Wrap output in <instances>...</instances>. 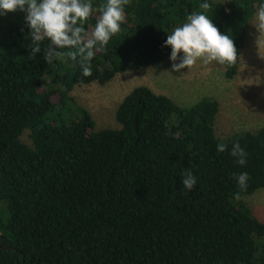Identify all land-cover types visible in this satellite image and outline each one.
Returning a JSON list of instances; mask_svg holds the SVG:
<instances>
[{"label":"trees","instance_id":"obj_1","mask_svg":"<svg viewBox=\"0 0 264 264\" xmlns=\"http://www.w3.org/2000/svg\"><path fill=\"white\" fill-rule=\"evenodd\" d=\"M204 2L238 50L223 67L234 79L264 0H130L90 77L78 60L29 58L25 14L0 16V264H264V222L241 201L264 190V127L220 137L214 100L180 107L140 85L116 111L120 128L97 129L71 97L169 60L167 35ZM234 142L247 152L243 167L230 155ZM185 170L197 178L192 191ZM242 172L246 191L234 179Z\"/></svg>","mask_w":264,"mask_h":264},{"label":"clouds","instance_id":"obj_2","mask_svg":"<svg viewBox=\"0 0 264 264\" xmlns=\"http://www.w3.org/2000/svg\"><path fill=\"white\" fill-rule=\"evenodd\" d=\"M129 4L130 0H106L94 9L91 0H0V16L17 11L25 14L31 41L27 46L29 58L35 59L37 54L43 52L42 58L48 64L53 61L66 62V59L78 60L82 75L90 77L91 61L96 51L106 49L112 37L120 33L121 25L125 22V6ZM199 8L202 11L189 14L186 22L167 35L163 46L171 48L172 72L180 73L188 69L190 73L198 63L232 67L238 61V50L231 36L222 34L207 15L211 5L204 2ZM94 11H98L99 15L89 32L84 25ZM252 25L259 33L256 41L258 48L264 47V3L259 5ZM46 40L51 43L47 48H42ZM227 148L226 143L217 145L220 153ZM230 155L237 165H246L247 152L239 142L233 143ZM234 179L241 191L247 190L250 179L247 172L234 174ZM181 183L184 189L192 191L197 178L191 171L185 170ZM239 198V193H236L235 199Z\"/></svg>","mask_w":264,"mask_h":264},{"label":"rangeland","instance_id":"obj_3","mask_svg":"<svg viewBox=\"0 0 264 264\" xmlns=\"http://www.w3.org/2000/svg\"><path fill=\"white\" fill-rule=\"evenodd\" d=\"M258 37L253 28L240 74L234 79H228L223 67L215 64L198 63L190 73L188 69L172 72L169 59L156 66L118 74L105 85L77 87L71 97L76 105L88 110L97 129H119L116 111L120 103L134 87L146 85L180 107H190L203 99L214 100L220 110L215 123L220 137L256 131L264 127V47L258 48ZM21 140L32 146L29 131L24 132ZM241 201L253 216L264 222V190Z\"/></svg>","mask_w":264,"mask_h":264}]
</instances>
